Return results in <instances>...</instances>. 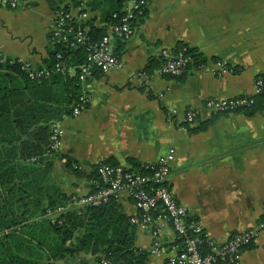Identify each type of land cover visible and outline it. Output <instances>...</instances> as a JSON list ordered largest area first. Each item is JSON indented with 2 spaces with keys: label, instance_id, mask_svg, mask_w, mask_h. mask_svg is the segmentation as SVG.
<instances>
[{
  "label": "crops",
  "instance_id": "0c3cea01",
  "mask_svg": "<svg viewBox=\"0 0 264 264\" xmlns=\"http://www.w3.org/2000/svg\"><path fill=\"white\" fill-rule=\"evenodd\" d=\"M71 4L77 18L80 5ZM87 7L88 18L101 27V8ZM54 23L49 0L17 9L0 0V52L46 65ZM178 44L196 50L204 67L180 77L160 74L161 51ZM113 46L121 66L106 75L97 72L83 86L89 102L78 115L70 110L75 66L64 63V81L51 87L50 99L63 111L53 120L62 129L59 154L76 162L80 172L56 155L43 193L54 199L57 193L83 195L95 165L153 163L173 148L167 186L212 240L223 242L264 221V111L214 114L205 107L209 98L253 94L255 78L264 74V0H148L133 35ZM189 109L197 111L192 124L185 121ZM119 202L125 216L136 215L131 200ZM130 224L134 246L148 251L147 264H168L180 250L167 221L157 222L161 252L152 251V227ZM88 264L96 263L90 258ZM241 264H264V229L244 249Z\"/></svg>",
  "mask_w": 264,
  "mask_h": 264
},
{
  "label": "trees",
  "instance_id": "16d2710c",
  "mask_svg": "<svg viewBox=\"0 0 264 264\" xmlns=\"http://www.w3.org/2000/svg\"><path fill=\"white\" fill-rule=\"evenodd\" d=\"M64 1L49 0L54 12L72 8L71 2L74 6L82 2L70 0L71 6ZM128 1L88 0L85 4L90 9L101 8L102 26H95L91 18L82 24L76 21L72 26L80 28L86 24L90 40H100L108 26L119 22L118 17ZM142 16L137 17L136 24ZM49 42V58L42 66L51 70L47 78L30 79L20 64H5L0 71V264H88L90 258L96 264H101L102 260L116 264H147L148 251L134 246L130 218L122 213L120 202L112 199L81 210L72 207L54 221L47 216L48 210L66 204L71 196H79L57 193L54 199L43 193V189L48 188L51 158L59 155L65 158L67 167L80 172L79 165L70 157L59 154V150H50V126L63 113L61 107L52 103L50 90L57 79L64 81L61 73L64 63L77 68L85 61L87 53L84 46L71 48L58 37L52 38L51 33ZM175 50H182L193 58V65L186 69L203 62L201 55L185 44H178ZM57 54L61 55L60 59ZM258 77L264 80V74ZM75 82L72 87L74 102L80 91L78 80ZM28 93L31 99L25 103ZM15 108L26 109L16 111ZM66 110L68 114L70 110ZM247 110L264 111V92L253 96V104ZM32 157L35 159L31 161ZM130 163L135 169L141 164L133 160ZM97 165L90 176L89 191H94L92 181L98 179Z\"/></svg>",
  "mask_w": 264,
  "mask_h": 264
},
{
  "label": "built area",
  "instance_id": "2783aa9c",
  "mask_svg": "<svg viewBox=\"0 0 264 264\" xmlns=\"http://www.w3.org/2000/svg\"><path fill=\"white\" fill-rule=\"evenodd\" d=\"M11 8L24 7L30 2L38 0H4ZM80 5L77 18L73 17L71 7L55 11V23L51 37H58L66 46L76 48L84 46L87 50L85 61L77 65L75 77L80 84V91L76 101L72 104L71 114L76 116L86 109L89 102L83 86L98 72L106 75L121 66L120 59L114 52L113 41H125L130 38L138 22L137 17L145 16L148 0H130L125 4L124 12L119 22L107 27L100 40L91 41L87 34L89 27L84 24L80 28H73L74 22H84L88 18V7ZM144 13V14H143ZM116 17V14L113 15ZM74 19V20H73ZM82 24V23H81ZM161 66L158 72L171 77L181 76L191 69H202L203 62L193 65V58L182 50L164 49L161 51ZM57 58H61L57 54ZM5 64H20V67L30 79L47 78L51 73L46 67H35L28 61L19 58H8L0 52V71ZM217 65H222L217 62ZM57 70V69H56ZM212 71H215L212 68ZM264 92V80L257 76L254 80V92L250 95H240L231 98H209L205 107L214 114H223L239 110H247L253 104V96ZM197 118V111H185V121L193 123ZM62 129L55 121L50 126V150L58 151L61 146ZM35 157L31 158V161ZM174 161V150L161 156L156 162L141 163L140 167L113 165L101 162L97 165L98 179L93 180L94 191L83 195L71 196L64 205H57L47 211V216L54 221L69 208L77 210L86 207H97L110 200L119 202L131 200L137 210L136 215L130 217V222L143 227H152L153 252H161L160 230L157 222L167 221L175 231L181 244L180 250L169 257L168 264H241L244 249L251 246L259 232L264 229V221L245 230H238L229 234L225 241L217 243L204 232L203 226L197 220H191L185 206L178 203L167 186V179ZM101 264H116L102 260ZM125 264V263H117Z\"/></svg>",
  "mask_w": 264,
  "mask_h": 264
}]
</instances>
